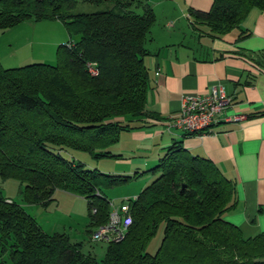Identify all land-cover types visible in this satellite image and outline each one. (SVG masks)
<instances>
[{"label": "trees", "instance_id": "trees-1", "mask_svg": "<svg viewBox=\"0 0 264 264\" xmlns=\"http://www.w3.org/2000/svg\"><path fill=\"white\" fill-rule=\"evenodd\" d=\"M78 5L97 9L75 12ZM252 9L264 14V0H213L208 12L189 14L219 36L238 28ZM44 20L61 22L79 38L59 44L52 64L5 68L0 62V178L20 181L29 204L47 206L57 190L86 199L84 229L92 240L95 228L109 219L102 189L141 172L103 173L61 150L119 157L109 148L121 132L157 117L145 111L144 64L156 19L146 0H0V33ZM149 172L159 175L127 199L131 222L122 239L99 241L106 243L100 258L65 232H44L21 204L0 195V257L7 254L11 264H264V231L245 238L224 219L235 206V183L214 163L174 141ZM161 226L160 243L149 253Z\"/></svg>", "mask_w": 264, "mask_h": 264}, {"label": "crops", "instance_id": "crops-1", "mask_svg": "<svg viewBox=\"0 0 264 264\" xmlns=\"http://www.w3.org/2000/svg\"><path fill=\"white\" fill-rule=\"evenodd\" d=\"M146 1L156 21L144 57L149 76L145 111L157 117L146 116L137 123L141 128L121 132L115 152L127 164L115 168L120 174L138 170L142 176L174 141H181L192 155L208 159L235 183V206L224 219L245 238L255 236L264 231V14L252 9L238 28L214 36L189 14L208 12L213 0ZM58 28L66 37L61 42L71 40ZM4 52L0 60L3 55L4 62L14 64L15 54ZM212 85L221 86L230 98L222 117L242 113L247 118L218 122L211 127L213 133L203 136L168 131L166 120L179 112L182 96L203 94ZM153 174L144 176L145 186Z\"/></svg>", "mask_w": 264, "mask_h": 264}, {"label": "rangeland", "instance_id": "rangeland-1", "mask_svg": "<svg viewBox=\"0 0 264 264\" xmlns=\"http://www.w3.org/2000/svg\"><path fill=\"white\" fill-rule=\"evenodd\" d=\"M96 9L97 8L90 5H78L74 11L91 12ZM58 27L63 29L68 38L69 33L65 29L64 25L59 21L53 20H44L38 22L25 21L16 27L0 33V51L5 50L4 54L7 56H10L13 53L17 56H12V58L15 60V63L13 62L14 64H9V62H4L3 55H1L2 60H0V62L2 66L5 68H10L27 65L34 62L54 63L56 49L59 44L65 43L61 42V40L66 38H62V33L60 32L61 30H59ZM69 35L73 41L78 40L79 38L78 35ZM3 47L5 48L3 49ZM49 56H51V58H49ZM13 59L10 61H13ZM117 146L118 145H116V143L110 146L109 150L112 154L118 155L117 152H115ZM61 154L67 159H73L77 162H81L87 168L97 169L107 174H120V172H118V168H115L117 167L116 164H119L121 167V164H127L126 161L120 159V156L95 158L87 152L71 148L62 149ZM156 164L157 163H155L153 166ZM137 171L138 170H133L131 174H121L133 175ZM150 173L151 172L146 174ZM146 174L132 178L128 182L115 187L103 188V194L106 195L109 202L115 207L127 203V199L129 198L134 200L143 189L142 187H145L144 176H150ZM158 175L159 173L153 174V179L150 180L148 184L151 183ZM22 188V183L16 179L9 178L3 180L0 178V195L8 197L9 199L21 204L25 211L34 217L44 232L49 234L54 232H65L71 237L73 241L84 242V252L91 251L98 258L103 256L106 243L92 241L85 233L84 227L88 222L86 199L62 190H57L54 193V199L47 206L34 203L29 204L22 200ZM161 238L162 226L159 228L155 237L148 243L146 250L149 253H154L160 243ZM0 264H11L7 254L0 257Z\"/></svg>", "mask_w": 264, "mask_h": 264}, {"label": "built area", "instance_id": "built-area-1", "mask_svg": "<svg viewBox=\"0 0 264 264\" xmlns=\"http://www.w3.org/2000/svg\"><path fill=\"white\" fill-rule=\"evenodd\" d=\"M87 69L91 75L98 73L93 63H87ZM229 101L230 98L219 85H212L203 94H185L182 96L179 112L166 120V129L168 131L177 129L188 133L196 132V135L203 136L213 133L211 127L218 122H240L245 120L247 116L242 113L222 117ZM130 222L128 203L116 207L110 203L108 222L96 228L92 234V240L118 241L123 238Z\"/></svg>", "mask_w": 264, "mask_h": 264}]
</instances>
